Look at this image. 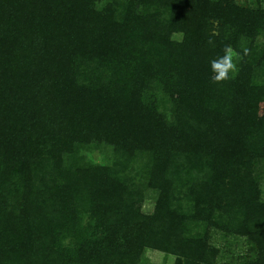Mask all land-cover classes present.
<instances>
[{
    "label": "trees",
    "instance_id": "obj_1",
    "mask_svg": "<svg viewBox=\"0 0 264 264\" xmlns=\"http://www.w3.org/2000/svg\"><path fill=\"white\" fill-rule=\"evenodd\" d=\"M147 251L264 264V0H0V264Z\"/></svg>",
    "mask_w": 264,
    "mask_h": 264
},
{
    "label": "clouds",
    "instance_id": "obj_2",
    "mask_svg": "<svg viewBox=\"0 0 264 264\" xmlns=\"http://www.w3.org/2000/svg\"><path fill=\"white\" fill-rule=\"evenodd\" d=\"M207 43L214 46V40L211 38ZM249 54L250 50L247 47H242L238 52L231 45H225L222 49V54L209 62L212 82L214 84H223L235 79L240 71L238 65Z\"/></svg>",
    "mask_w": 264,
    "mask_h": 264
},
{
    "label": "rangeland",
    "instance_id": "obj_3",
    "mask_svg": "<svg viewBox=\"0 0 264 264\" xmlns=\"http://www.w3.org/2000/svg\"><path fill=\"white\" fill-rule=\"evenodd\" d=\"M145 257L147 258V261L152 264H171L172 262V258L166 259L163 254L154 251H147Z\"/></svg>",
    "mask_w": 264,
    "mask_h": 264
}]
</instances>
